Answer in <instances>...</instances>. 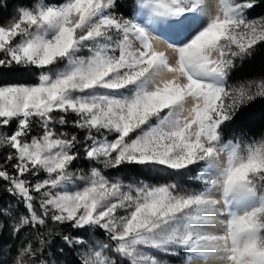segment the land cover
<instances>
[{
	"label": "snow or ice",
	"instance_id": "snow-or-ice-1",
	"mask_svg": "<svg viewBox=\"0 0 264 264\" xmlns=\"http://www.w3.org/2000/svg\"><path fill=\"white\" fill-rule=\"evenodd\" d=\"M257 8L264 0L17 4L0 23V181L15 201L0 206V237L29 236L0 249V264H57V238L61 253L82 249L68 264H264V136L233 128L264 101V74L237 78L264 55ZM29 72L36 82L3 80ZM81 156L86 174L72 170ZM126 168L140 178L105 174Z\"/></svg>",
	"mask_w": 264,
	"mask_h": 264
},
{
	"label": "trees",
	"instance_id": "trees-1",
	"mask_svg": "<svg viewBox=\"0 0 264 264\" xmlns=\"http://www.w3.org/2000/svg\"><path fill=\"white\" fill-rule=\"evenodd\" d=\"M26 2V0H0V23L6 21L13 13L14 8L17 4ZM264 12V9L257 8L253 16L261 14ZM261 74H264V55L257 56L254 60L250 62H246L243 65V71L238 73L237 78L239 79H250V78H257ZM38 79V73H20V74H8L6 77L3 78L4 82H19V83H34ZM69 124L65 126L63 131L69 133L70 135L76 133L77 130L72 127L71 120L72 116L68 117ZM60 128V126H57ZM235 130L234 135L237 139H257L264 135V101H257L255 102L252 107L247 109L241 116L240 119L237 120L236 124L233 125ZM82 136V134H80ZM225 138H233L232 134ZM82 153V149H81ZM6 153L0 152V164H4L5 162ZM93 166L90 162L81 159L74 162L73 169L76 171H88L90 167ZM97 167H102L101 165H95ZM9 171L11 169L9 168ZM114 171V170H113ZM123 172H131L134 176H138L137 173L130 169H122L120 170ZM117 172V171H116ZM33 182H35V179ZM6 188V184L3 181H0V206L7 205L10 202L13 206H15V201L13 198L4 190ZM66 234H71L73 230L65 228L63 230ZM29 233L27 231L21 232L20 238L16 239L13 235H9L7 231H5L0 237V249H2L4 254H7L10 249H14L18 243L23 240L24 238L28 237ZM100 238H106V235L102 232L99 234ZM62 240L57 238L55 241L54 249H50L48 251V256L52 260H57V264H68L69 261L72 260H81V250L77 249L75 251H64L61 253L60 246L62 245ZM53 252L57 255L53 256Z\"/></svg>",
	"mask_w": 264,
	"mask_h": 264
},
{
	"label": "rangeland",
	"instance_id": "rangeland-1",
	"mask_svg": "<svg viewBox=\"0 0 264 264\" xmlns=\"http://www.w3.org/2000/svg\"><path fill=\"white\" fill-rule=\"evenodd\" d=\"M264 136V135H263ZM261 137L257 138V139H260ZM253 139H244L245 142L247 141H251ZM227 141V140H225ZM102 166V165H101ZM73 171H76L72 168ZM90 170V169H89ZM88 170V171H89ZM88 171H85L83 173H87ZM78 172H82V171H78ZM105 174L108 175L109 177L111 178H116V177H120V178H123L124 182L127 183L131 180H135V179H138L140 177L138 176H134L131 172H116V171H113V170H105ZM176 181L179 183V187L181 190H184V189H189L191 190L195 185L192 181L188 180L187 177L183 178V180H181L180 177H177L176 178ZM79 183V182H78ZM99 241L101 243H107V238H98ZM82 251V249H80ZM164 259H169V260H172L173 261V264H179V260L177 257H163Z\"/></svg>",
	"mask_w": 264,
	"mask_h": 264
},
{
	"label": "bare ground",
	"instance_id": "bare-ground-1",
	"mask_svg": "<svg viewBox=\"0 0 264 264\" xmlns=\"http://www.w3.org/2000/svg\"><path fill=\"white\" fill-rule=\"evenodd\" d=\"M157 46H158L161 50L166 49V44L163 43V42L159 43Z\"/></svg>",
	"mask_w": 264,
	"mask_h": 264
}]
</instances>
